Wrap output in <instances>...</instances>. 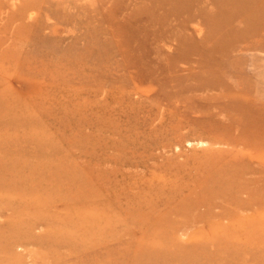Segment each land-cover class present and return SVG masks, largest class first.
<instances>
[{
	"label": "rangeland",
	"instance_id": "rangeland-1",
	"mask_svg": "<svg viewBox=\"0 0 264 264\" xmlns=\"http://www.w3.org/2000/svg\"><path fill=\"white\" fill-rule=\"evenodd\" d=\"M153 253L264 264V0H0V264Z\"/></svg>",
	"mask_w": 264,
	"mask_h": 264
},
{
	"label": "bare ground",
	"instance_id": "bare-ground-1",
	"mask_svg": "<svg viewBox=\"0 0 264 264\" xmlns=\"http://www.w3.org/2000/svg\"><path fill=\"white\" fill-rule=\"evenodd\" d=\"M168 255L170 254L153 253V254H149L146 257V260H148V264H186L182 260H180L179 262H176L174 259H172L171 256H168ZM254 260H257V259L254 258Z\"/></svg>",
	"mask_w": 264,
	"mask_h": 264
}]
</instances>
